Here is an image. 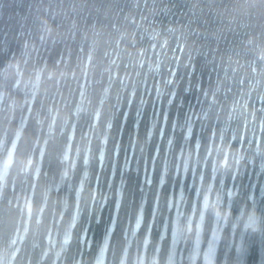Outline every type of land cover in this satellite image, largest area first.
Wrapping results in <instances>:
<instances>
[{
    "label": "water",
    "instance_id": "obj_1",
    "mask_svg": "<svg viewBox=\"0 0 264 264\" xmlns=\"http://www.w3.org/2000/svg\"><path fill=\"white\" fill-rule=\"evenodd\" d=\"M119 133L129 154L130 138L150 149L124 178L150 237L126 264L142 251L163 264L181 195L191 216L209 184L233 218L255 210L264 227V0H0V264H89L107 223L85 196ZM123 254L113 236L110 257ZM237 258L264 264V236Z\"/></svg>",
    "mask_w": 264,
    "mask_h": 264
},
{
    "label": "clouds",
    "instance_id": "obj_2",
    "mask_svg": "<svg viewBox=\"0 0 264 264\" xmlns=\"http://www.w3.org/2000/svg\"><path fill=\"white\" fill-rule=\"evenodd\" d=\"M163 90L158 89L155 102L160 103ZM141 106L145 101H141ZM171 103V101H167ZM152 128H156L157 119H152ZM175 127V123L172 125ZM163 134V128H161ZM152 135L151 130L149 136ZM132 144L133 154H129L128 145L123 141L120 133L113 135L114 147L107 149L101 148L99 170L93 182L87 189L85 202L91 210L93 203L95 204V214L97 223L103 219L107 223V232H102L99 236V244L97 252L89 260V264H117L114 257H110L109 248L113 236L117 237L119 243L124 245V254L119 259L118 264H126L127 245L133 239H139L142 249L146 250L150 244L148 234L142 237L138 235L141 229L142 221L145 217V209L143 202H140L139 210L133 205L129 206L128 197L125 191L124 178L129 170L135 165L139 170L141 159L147 166V156L150 149L146 142L140 144L138 140L129 141ZM140 144L139 154H135L136 146ZM171 145V140H168ZM123 151V159H120V153ZM165 158L170 159L168 151H165ZM243 154L237 153L231 163L228 160L214 162V168L217 170H225L226 168L239 164L243 160ZM153 162L156 159L153 158ZM187 163H185V168ZM87 175V174H86ZM119 176V179H117ZM81 189L77 190L79 195ZM186 197L181 195V203L178 204V211L175 217L171 218L172 223V240L171 250L163 264H197L198 258L202 255L203 264H239L238 255L242 251L245 238H253L264 236V227L261 225V218L255 210H251L246 214H241L235 218L232 217L231 211L222 206L219 194H213L212 187L209 184L203 192L202 200L197 206L194 204L193 214L186 216L180 211L182 202ZM114 202V208H113ZM171 207V203H169ZM198 212V218L196 216ZM161 215V209L153 208L151 220L148 221V230L151 231L153 224L158 226V220ZM182 217L187 220L186 225H182ZM169 222V218L165 217V224ZM210 224V239L207 245L202 249V234ZM243 236V243L241 242ZM163 236H161V239ZM183 244L187 249H181V254L177 259V246ZM221 245H225L228 249L222 256L220 255ZM134 264H160L156 256L149 257L146 251L134 260Z\"/></svg>",
    "mask_w": 264,
    "mask_h": 264
}]
</instances>
